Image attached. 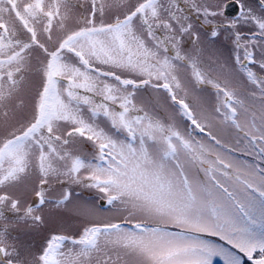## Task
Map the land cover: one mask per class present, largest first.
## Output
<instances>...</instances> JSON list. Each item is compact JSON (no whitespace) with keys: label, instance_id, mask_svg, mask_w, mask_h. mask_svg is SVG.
<instances>
[{"label":"snow or ice","instance_id":"snow-or-ice-1","mask_svg":"<svg viewBox=\"0 0 264 264\" xmlns=\"http://www.w3.org/2000/svg\"><path fill=\"white\" fill-rule=\"evenodd\" d=\"M239 4L193 2L202 34L178 0H0V264H264V0Z\"/></svg>","mask_w":264,"mask_h":264},{"label":"rangeland","instance_id":"rangeland-1","mask_svg":"<svg viewBox=\"0 0 264 264\" xmlns=\"http://www.w3.org/2000/svg\"><path fill=\"white\" fill-rule=\"evenodd\" d=\"M193 2L196 3H200L202 2V0H178V3L180 4L181 8L184 9V15H187L190 17L189 22L193 23L194 26L196 27V29L201 32L202 34H207L210 32L212 25L206 24L204 23V18L202 15L198 14L192 7ZM209 2H213V3H220L221 5L224 4H228L229 2H237L239 4V0H209ZM245 3H252L255 4V0H244ZM240 5V4H239ZM224 11V9H223ZM234 9H230L229 10V15H225L228 18H234ZM237 17V16H235ZM216 20L222 21L223 17L218 16L216 18ZM224 46L225 50L227 45L223 44V33L221 34L220 39L217 41V46ZM185 47L190 48L191 44L187 41V38H185ZM171 54V52H170ZM216 133L217 135L224 141L232 143L233 142V134L231 132V130H220V129H216ZM236 155L241 159V160H248L249 162L255 163L257 161H254L253 158L251 156H246L243 155L242 153H236ZM77 192L80 193L79 196V200L78 202L81 204H87V203H92L95 202L96 199L98 198V193L95 190H90V189H85V188H78L76 189ZM105 207H107L105 205ZM53 217L56 221V225H58L60 222H64L65 226H66V230L71 232V231H75L76 230V226L78 224V220L76 217L74 216H69L66 213H53ZM53 223L49 222L45 228H42L39 230V232L36 233H32L29 235H24L23 232H21V228L23 226H20L18 228H10L11 231H15L17 232L22 241H26V242H34L36 245V248L38 249L39 247V243L41 241V239L48 233V231L56 226ZM208 239H213L216 240V242H220L218 241V238H214V237H207ZM36 250V249H34ZM214 264H222V261H220L218 258L214 261Z\"/></svg>","mask_w":264,"mask_h":264},{"label":"water","instance_id":"water-1","mask_svg":"<svg viewBox=\"0 0 264 264\" xmlns=\"http://www.w3.org/2000/svg\"><path fill=\"white\" fill-rule=\"evenodd\" d=\"M228 7L225 8V15H229V10L232 8L234 9V15H239L240 13V6L237 2H229L228 4Z\"/></svg>","mask_w":264,"mask_h":264},{"label":"flooded vegetation","instance_id":"flooded-vegetation-1","mask_svg":"<svg viewBox=\"0 0 264 264\" xmlns=\"http://www.w3.org/2000/svg\"><path fill=\"white\" fill-rule=\"evenodd\" d=\"M239 6H240V5H239ZM224 14H225V8H224ZM229 14H230V13H229ZM233 15H234V14H233ZM235 16H239V15H234V17H235Z\"/></svg>","mask_w":264,"mask_h":264}]
</instances>
